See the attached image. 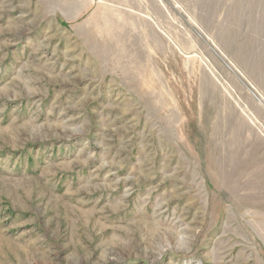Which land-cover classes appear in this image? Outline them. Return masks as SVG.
Listing matches in <instances>:
<instances>
[{"label":"rangeland","instance_id":"obj_1","mask_svg":"<svg viewBox=\"0 0 264 264\" xmlns=\"http://www.w3.org/2000/svg\"><path fill=\"white\" fill-rule=\"evenodd\" d=\"M0 264H264V0H0Z\"/></svg>","mask_w":264,"mask_h":264}]
</instances>
